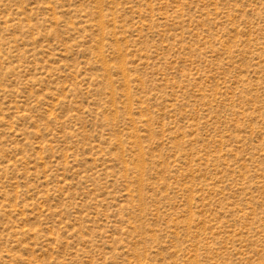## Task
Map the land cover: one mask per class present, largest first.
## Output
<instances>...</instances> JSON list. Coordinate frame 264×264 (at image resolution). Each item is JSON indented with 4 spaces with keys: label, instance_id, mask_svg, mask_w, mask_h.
I'll return each mask as SVG.
<instances>
[{
    "label": "rangeland",
    "instance_id": "rangeland-1",
    "mask_svg": "<svg viewBox=\"0 0 264 264\" xmlns=\"http://www.w3.org/2000/svg\"><path fill=\"white\" fill-rule=\"evenodd\" d=\"M0 264H264V0H0Z\"/></svg>",
    "mask_w": 264,
    "mask_h": 264
}]
</instances>
